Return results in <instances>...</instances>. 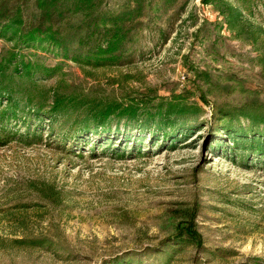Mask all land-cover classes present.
<instances>
[{
	"label": "rangeland",
	"instance_id": "rangeland-1",
	"mask_svg": "<svg viewBox=\"0 0 264 264\" xmlns=\"http://www.w3.org/2000/svg\"><path fill=\"white\" fill-rule=\"evenodd\" d=\"M38 1L0 0V264H264V0Z\"/></svg>",
	"mask_w": 264,
	"mask_h": 264
},
{
	"label": "trees",
	"instance_id": "trees-1",
	"mask_svg": "<svg viewBox=\"0 0 264 264\" xmlns=\"http://www.w3.org/2000/svg\"><path fill=\"white\" fill-rule=\"evenodd\" d=\"M58 0H53L52 2H56ZM83 1V0H82ZM88 1V0H86ZM43 2L42 0L38 1V6L43 7ZM202 2H206V0H202ZM7 26V25H6ZM4 25V27H6ZM7 28V27H6ZM39 30L38 28L32 29L31 31H28L27 33H18L17 34V39H21L23 41L29 40V39H34L35 37H31L35 31ZM119 38V33L118 31H114L112 38L107 42V47L105 51H114L118 47L117 41ZM264 123V121H262ZM183 230L186 232V234L195 239L198 244H201L202 242V235L201 233L195 228L194 224L192 222H188V224L183 227ZM120 257H116V260L118 261Z\"/></svg>",
	"mask_w": 264,
	"mask_h": 264
}]
</instances>
